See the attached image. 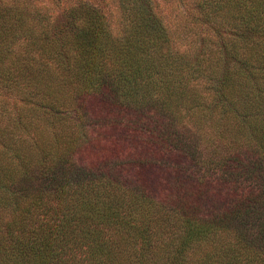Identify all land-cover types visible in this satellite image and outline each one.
Segmentation results:
<instances>
[{"label":"trees","instance_id":"16d2710c","mask_svg":"<svg viewBox=\"0 0 264 264\" xmlns=\"http://www.w3.org/2000/svg\"><path fill=\"white\" fill-rule=\"evenodd\" d=\"M116 1L0 6V264H264V0Z\"/></svg>","mask_w":264,"mask_h":264},{"label":"rangeland","instance_id":"374dc122","mask_svg":"<svg viewBox=\"0 0 264 264\" xmlns=\"http://www.w3.org/2000/svg\"><path fill=\"white\" fill-rule=\"evenodd\" d=\"M67 2V0H65ZM90 3L95 4L100 10L108 17L110 25L113 28L117 27L118 21H120V9L116 0H87ZM155 3V11L160 16L161 20L165 24L171 37H179V40H175L172 45L178 50L188 46V41L191 38V34L199 33V26H194L195 23H200L199 12L195 4V0H152ZM13 0H0L1 5H10ZM37 4H45L51 11L60 13V9L66 2H55L53 0H34ZM68 3V2H67ZM201 33H204V29H201ZM200 33V34H201ZM173 38V39H174ZM186 41V42H185ZM186 44V45H185ZM195 47V45L190 46ZM13 98L5 93L0 88V103H6L7 111H11V104Z\"/></svg>","mask_w":264,"mask_h":264}]
</instances>
